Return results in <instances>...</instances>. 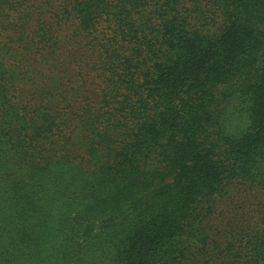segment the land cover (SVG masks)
Returning <instances> with one entry per match:
<instances>
[{
	"label": "trees",
	"instance_id": "obj_1",
	"mask_svg": "<svg viewBox=\"0 0 264 264\" xmlns=\"http://www.w3.org/2000/svg\"><path fill=\"white\" fill-rule=\"evenodd\" d=\"M0 264H264V0H0Z\"/></svg>",
	"mask_w": 264,
	"mask_h": 264
}]
</instances>
